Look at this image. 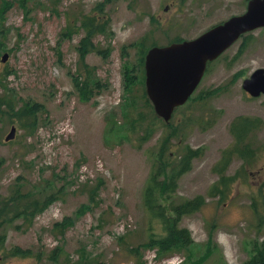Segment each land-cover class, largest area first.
I'll return each mask as SVG.
<instances>
[{
	"label": "rangeland",
	"instance_id": "1",
	"mask_svg": "<svg viewBox=\"0 0 264 264\" xmlns=\"http://www.w3.org/2000/svg\"><path fill=\"white\" fill-rule=\"evenodd\" d=\"M247 1L0 0V94L13 92L15 106L0 108V200L53 196L33 217L8 213L0 264H246L264 238V96L251 97L241 83L264 68V28L246 33L243 51L241 38L212 61L168 123L146 96L144 55L153 44L193 38L241 14ZM87 16L107 23L82 63L77 46ZM88 75L91 96L81 100L73 77L85 82ZM26 108L34 116L18 114ZM238 115L262 120L247 137L257 156L245 163L234 155L224 174L235 179L211 195L219 181L214 165L233 144L229 126ZM11 126L14 138L5 142ZM170 131L172 150L189 145L203 153L161 204L196 195L204 204L179 221L192 245L160 251L148 244L164 227L143 193ZM14 248L30 255L12 256Z\"/></svg>",
	"mask_w": 264,
	"mask_h": 264
},
{
	"label": "trees",
	"instance_id": "2",
	"mask_svg": "<svg viewBox=\"0 0 264 264\" xmlns=\"http://www.w3.org/2000/svg\"><path fill=\"white\" fill-rule=\"evenodd\" d=\"M95 19L96 17L87 16L86 18H84V20H82L80 24V27L82 28L84 33L78 41L77 51L82 63H84L86 54H88L93 49V38L95 34L105 32L107 20L96 24L94 22ZM0 28V35H3L5 33V29L2 25H0ZM241 38L242 43L240 45V48L243 51V47L247 44L249 36L248 34H243L239 39ZM180 40H182V38L175 37L170 42ZM1 43L2 42L0 41V49ZM140 61L142 62V56L140 57ZM210 63L211 62H208L207 66ZM3 76L4 74L0 72V85ZM90 77L91 76L88 75L85 82H81L78 77H73V86L79 93L81 100H88L89 96H91L90 91H92V88L88 83L90 81H88ZM5 89L6 88L2 86L3 92ZM191 97L192 95L190 96V98ZM13 99L14 93L10 92L9 90H7L5 95L0 94V108L5 107L6 109L13 111L15 108L14 103L12 102ZM19 111L20 112L18 114L22 117H25L27 115L34 116V113L36 112L35 110H31L30 108L22 110L20 109ZM261 124L262 120H260L259 118H251L243 115H238L232 119L229 129L234 138V141L231 146L225 148L221 152L219 160L214 165V172L219 176V181L216 185L211 187V195L222 194L224 189L229 186V183L233 181V179H235L234 175L226 176L224 174L234 155L241 158L245 163H248L251 159H254L257 156L256 150H254L248 144L247 137L251 132L258 129ZM166 127H168V124H166ZM173 131H170L163 139L161 146L154 155L152 166L148 175V180L143 193L144 206L147 209L148 213L152 217L159 219L162 226L164 227L165 235L150 240L148 244L150 246L152 245L153 247L158 248L160 251L181 248L186 249L192 245L193 241L190 233L187 231V229L179 226V221L182 216L199 210L204 204V197L202 195H196L193 198L186 199L180 203H175L173 200H170L167 207H164L161 204V198H169L174 194L177 188L178 179L181 177V175L191 169L192 160L203 153L202 148H193L189 145H183L182 149H178L180 150L179 153L176 150H172L171 140L174 136ZM177 144L180 145V142H178ZM167 153L169 154V156L173 157L172 161L165 160ZM169 156H167L168 159ZM52 199V194H46L42 199L35 198L31 200H24V198L19 194H15L13 197H2L0 200V227L3 223L9 222V220L7 219L8 213L13 212L14 216L19 218H26L28 216L33 217L37 213L48 207L52 203ZM167 210L171 214V216H168L166 214ZM68 221V218H66L59 225L61 226ZM1 241L3 243L2 234H0V242ZM10 253L12 256L27 257L30 255L29 250L19 248L12 249ZM208 253H210V251H208ZM257 263H264V238L257 246H255L253 255L246 262V264Z\"/></svg>",
	"mask_w": 264,
	"mask_h": 264
},
{
	"label": "water",
	"instance_id": "3",
	"mask_svg": "<svg viewBox=\"0 0 264 264\" xmlns=\"http://www.w3.org/2000/svg\"><path fill=\"white\" fill-rule=\"evenodd\" d=\"M264 28V0H248L244 12L211 25L193 38L153 45L144 55L145 93L154 113L169 122L175 108L187 102L200 84L208 62L232 46L241 35ZM9 54L1 55V62ZM251 97L264 96V68H257L242 80ZM11 126L4 138H14ZM264 264V263H257Z\"/></svg>",
	"mask_w": 264,
	"mask_h": 264
}]
</instances>
